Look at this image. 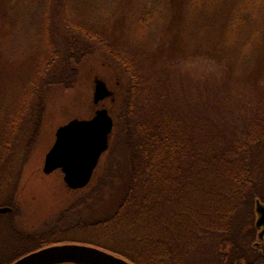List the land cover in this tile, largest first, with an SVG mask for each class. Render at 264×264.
Returning <instances> with one entry per match:
<instances>
[{"label": "trees", "instance_id": "trees-1", "mask_svg": "<svg viewBox=\"0 0 264 264\" xmlns=\"http://www.w3.org/2000/svg\"><path fill=\"white\" fill-rule=\"evenodd\" d=\"M74 1L27 0L33 19L39 13L40 43L19 78L20 91L2 108L0 207L14 208L41 135L49 90L74 89L84 61L99 52L115 59L129 82L119 111L114 115L108 108L115 127L86 197L60 215L56 229L37 234L16 225L18 211L0 213V264L66 243V233L77 230L60 224L85 204L91 213L107 212L93 222L98 226L107 218L109 236L115 237L114 224L121 225L124 237L110 238L107 248L132 264H249L253 241L243 228L255 201H264V94L248 97L232 86L181 97L168 79L147 77L130 53L79 23ZM225 1L190 0V10L202 19ZM53 8L63 31L53 24ZM150 14L141 22L148 23ZM226 19V36L246 49L261 38L264 0H240ZM106 191L113 200L101 207Z\"/></svg>", "mask_w": 264, "mask_h": 264}, {"label": "rangeland", "instance_id": "rangeland-1", "mask_svg": "<svg viewBox=\"0 0 264 264\" xmlns=\"http://www.w3.org/2000/svg\"><path fill=\"white\" fill-rule=\"evenodd\" d=\"M239 1L226 0L218 12L202 19L193 16L190 0H75L74 4L79 23L130 53L147 77L168 79L181 97L232 86L242 87L243 93L252 97L251 94H264V28L259 41L252 42L246 49L240 48L238 40H229L226 16ZM52 11L53 24L65 30L54 8ZM149 11L148 23L141 22ZM35 15L27 0H0V118L12 94L20 91L19 78L27 71L33 49L40 43L39 13L33 19ZM79 74L74 89L55 87L47 92L41 135L24 167L15 197L19 208L15 223L24 232L37 234L56 229L60 215L89 191L88 187L68 189L60 171L51 175L43 172L45 157L55 142L58 128L74 119H90L99 108L111 107L115 115L129 82L122 66L102 52L87 58ZM98 79L105 81L114 93L113 98L99 107L93 100ZM247 106L251 105L247 102ZM104 159L105 156L100 170ZM18 168L15 166L11 174ZM14 178L16 174L12 181ZM94 184L95 181L91 183ZM112 200L106 191L98 204L102 207ZM91 205L96 204L91 201ZM90 207L85 204L78 211L85 216L91 213ZM76 218L75 215L60 225H78ZM112 228L111 234L115 237L107 232L99 234L73 228L74 231L66 233L64 242L89 244L97 238L107 242L110 238L124 237L119 223ZM113 245L122 248L121 243L113 242Z\"/></svg>", "mask_w": 264, "mask_h": 264}, {"label": "water", "instance_id": "water-1", "mask_svg": "<svg viewBox=\"0 0 264 264\" xmlns=\"http://www.w3.org/2000/svg\"><path fill=\"white\" fill-rule=\"evenodd\" d=\"M114 93L107 83L98 79L94 92V105L99 106ZM115 120L107 108H99L90 119H74L56 131V139L48 151L43 172L51 175L57 171L70 190H82L89 186L103 155L110 146ZM12 208L0 207L6 214ZM259 226L264 223V205L258 201ZM263 236V235H262ZM13 264H132L129 260L100 248L59 243L34 251Z\"/></svg>", "mask_w": 264, "mask_h": 264}, {"label": "flooded vegetation", "instance_id": "flooded-vegetation-1", "mask_svg": "<svg viewBox=\"0 0 264 264\" xmlns=\"http://www.w3.org/2000/svg\"><path fill=\"white\" fill-rule=\"evenodd\" d=\"M258 201L260 200L255 201V206L252 211L249 209L247 214L248 216L250 215V219H248V223L243 228V233L244 234L248 233L252 237V241H253V243L251 244V253H250V257L252 261L249 264H264V223L260 224V226L258 224L259 219H260V214L257 211ZM260 203L264 205V201H260ZM14 210L19 212V208L17 207L16 198L14 202V208H12L11 212H13ZM75 215L77 216L76 219L78 220L77 221L78 225L76 224L74 227L76 228L77 231H83V232L90 231V232L99 233V234L107 232V218H102L103 221H100L98 226L96 225V223L93 222L95 220H100V219H96L98 217H107V212L101 213V214L89 213L88 215H85V216H84V213L78 212V213H75ZM172 231L173 230L170 229L167 232H172ZM88 243L89 244H84V245L94 246V247L100 248L105 251L110 250L107 248V242L100 240L99 238L93 239L92 241H89ZM160 255L161 254L158 252V258L160 257ZM120 257H123V256L120 255Z\"/></svg>", "mask_w": 264, "mask_h": 264}]
</instances>
